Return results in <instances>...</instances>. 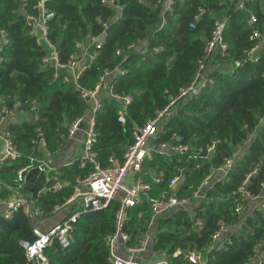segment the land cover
<instances>
[{
	"label": "trees",
	"instance_id": "1",
	"mask_svg": "<svg viewBox=\"0 0 264 264\" xmlns=\"http://www.w3.org/2000/svg\"><path fill=\"white\" fill-rule=\"evenodd\" d=\"M119 1L122 13L112 22L116 10L101 0H51L49 3L55 12L49 20V37L63 62L73 52L76 41L99 34L104 29L103 21H110L106 42L78 78L81 87L93 89L106 70L114 71L107 76L111 78L112 88L102 89L101 106L96 111L95 150L103 164L112 153L123 155L134 139L135 125H142L168 102L166 89L176 93L180 86L192 80L215 19L230 13L224 33L228 55L217 54L210 64L217 63L210 68L214 82L200 95L182 100L153 140L181 142L188 144L189 149L158 152L153 160L145 162V169L165 170V180L155 188L158 191L167 189V180L177 165L185 166L178 192L192 194L211 166L219 165L240 147L234 166L207 189L202 199L192 207L177 208L155 220L158 234L154 249L164 250L173 264H195L187 262L186 251L206 248L222 217L240 226L230 233L222 247L207 252L205 264H246L256 244L264 248V207L254 208L242 221L233 209V191L257 165L260 170L251 177L249 189L255 194L264 193V120L260 121L264 118V47L258 61L245 59L244 50L253 44L248 12L233 10L231 0H173L172 9L166 11L167 0ZM22 5V0H0V30L5 28L10 38V43L0 52V93L10 107L20 100L18 109L28 110L32 115L37 113L39 119L12 120L7 126L19 154L0 164V200L12 194L18 183L16 171L30 162V155L45 158L46 152L54 153L67 140L69 123L84 116L91 107L73 81L63 80L65 68L59 69L55 76L53 67L42 65V56L48 48L29 33ZM200 5L206 7V14L192 27L190 22ZM251 6L258 13L259 27L264 31V2ZM236 59L242 60V64H233ZM119 68L126 71L120 73ZM111 92L132 95L124 124L118 120L122 100ZM33 100L37 101L35 105ZM1 107L0 102V110ZM38 126L47 139L46 151L33 143ZM213 140L217 143L209 157L191 156ZM93 168L92 162L81 165L78 158L58 167L60 179L70 184L55 190L48 183L34 200L40 210L39 219L53 216L55 207L72 194L76 177L87 176ZM25 193L31 197L30 192ZM118 207L119 200L114 199L106 208L82 212L74 223L70 245L61 246L55 241L46 249L51 264H111L107 236L115 229ZM147 207L144 200L129 210L126 228L132 234L131 242L137 241L146 228ZM141 209L144 212L139 216ZM198 218L202 224L197 228ZM38 225L42 227L41 220L22 208L11 217L0 214V264L27 263L22 240L36 238ZM178 249L180 252L175 254Z\"/></svg>",
	"mask_w": 264,
	"mask_h": 264
},
{
	"label": "built area",
	"instance_id": "2",
	"mask_svg": "<svg viewBox=\"0 0 264 264\" xmlns=\"http://www.w3.org/2000/svg\"><path fill=\"white\" fill-rule=\"evenodd\" d=\"M50 1L22 0L25 22L29 33L34 35L40 44L48 48V52L42 56V65L53 67L55 76H58L59 69L65 68L67 73L63 76V80L65 82L73 81L80 88L82 95L90 98L87 99L91 104L90 109L84 116H79L69 123L66 137L67 139L73 138L79 130H84L83 150L78 159L81 165H84L87 161L92 162L94 168L87 176L76 177L75 182L72 183V194L62 205L56 206L54 209L56 211L61 210L63 207L71 206L72 210L47 228L36 226L35 232L37 236L33 240H22V245L26 250V264H51L46 249L53 245L55 241L61 246L70 245L73 239L74 223L80 214L89 209L106 208L114 199L119 200V207L115 214V229L107 236L111 264H173L168 256L150 262L147 260V254L156 251L154 242L158 229L155 227V220L159 216L167 215L177 208L192 207L195 202L197 203L202 199L207 189L215 181L225 177L234 166L235 160L240 154V147L231 155L226 156L219 165L211 166L199 185L192 190V194H180L178 192L181 180H184L185 166L177 165L174 174L167 180V189L156 191V186L165 180V170L155 171L151 168L146 170L145 162L153 160L158 152H184L189 149V145L185 143L154 142L153 140L163 128L165 121L176 112L178 104L182 100L200 95L208 85L214 82V77L210 74V64L217 54H221L223 57L228 55L229 45L224 38V33L230 13L215 19L214 29L207 40L204 54L198 62V67L192 80L180 86L176 93H170L169 89H166L165 91L169 94L168 102L163 107L158 108L155 114L149 117L142 125H135L133 130L134 139L126 147L123 155L112 153L108 157V162L103 164L97 159L95 150V144L98 140L96 111L101 106L100 93L104 88V83L107 81V76L114 71L106 70L93 89L81 87L78 78L95 60L99 48L106 42L108 36L107 27L110 21H103L104 29L99 34L90 35L76 41L73 52L68 60L63 62L60 59L59 50L49 37V20L55 14L50 8ZM231 2L233 10H246L248 12V23L252 26L250 39L253 40V44L244 50L245 59L256 62L261 58V51L264 47V31L259 27L260 18L258 13L251 5L256 2L262 3L264 0H231ZM101 3L109 5L116 10L111 22L121 15L122 4L119 0H101ZM172 3L173 0H167L165 11L172 9ZM205 14L206 7L200 5L194 15V20L190 22V26L195 27L196 20ZM9 43L8 31L2 28L0 30V52ZM117 53L119 54L120 50H117ZM233 64L241 65L242 60L236 59ZM117 70L120 73L126 71L122 68ZM111 88L112 84L110 81V85L106 89ZM111 94L122 100V108L119 111L118 120L124 124L126 123V113L128 105L132 101V95H118L112 92ZM0 102L2 104L0 110V164H2L19 154L17 144L10 130L3 127V122L6 116L15 113L20 107L21 101L16 100L14 106L10 107L6 102V97L0 93ZM36 102V100H33L34 105ZM32 117L35 120L39 119L37 113L32 115L30 119ZM263 120L264 118H261L260 121L262 122ZM82 122L85 123L83 128L81 127ZM174 135L178 138L177 134ZM33 143L40 149H44L47 145L46 136L40 126L37 127V135L33 139ZM216 143L217 140L211 141L206 146L200 147L191 156L202 159L209 157L215 150ZM34 166H38L45 172L47 185L51 182L52 189L60 190L70 184L69 181L60 179L59 171L56 167L50 166L44 158L32 154L30 155V162L20 166L16 171L18 183L14 187L12 197L0 200V214L5 217H11L17 209L22 208L32 217L39 218V207L35 204L32 197L23 192L26 174ZM259 170L260 166H255L254 169L245 175L244 179L233 191V209L235 214L238 215L239 221L244 220L254 208L264 207V193L255 194L249 189L251 177ZM262 187L264 188V180L262 181ZM144 200L148 203L146 210L149 212L145 223L146 228L137 241L131 242L132 234L126 228L130 217L129 210L138 206ZM143 212L141 209L139 216ZM195 224L197 228L200 227L202 219L198 218ZM239 226L240 223H228L221 217L218 220V228L213 234L211 243L206 248H194L186 251L185 258L187 262L205 264L207 252L214 247H222L229 240L230 233L234 232ZM119 247L122 248L123 252L122 250L120 251ZM178 252H180L179 249L175 254ZM246 264H264V248L261 247L260 243L255 245L254 254L246 261Z\"/></svg>",
	"mask_w": 264,
	"mask_h": 264
},
{
	"label": "crops",
	"instance_id": "3",
	"mask_svg": "<svg viewBox=\"0 0 264 264\" xmlns=\"http://www.w3.org/2000/svg\"><path fill=\"white\" fill-rule=\"evenodd\" d=\"M107 81H111V78H107ZM31 116H32V114H30L28 110L17 109L14 114L5 117L4 122H3V127L7 128L9 122L12 120H21L23 118L28 119ZM84 135H85L84 130L83 129L79 130L73 138H68L67 140H65V142L62 143L60 145V147L54 153L46 152L44 159L47 161V163L50 166H53L56 168H58L64 164L71 163L73 160L78 158L79 155L82 153ZM45 151H46V148H45ZM28 194H30V196H31V193H28ZM9 197H12V194ZM69 207H71V206L63 207V208L67 209ZM61 212H63V211H61ZM68 212H69L68 209L65 210V212H63L64 214H61V218L66 216ZM41 225L43 226V222H41ZM119 249H120V251L122 250L121 247H119ZM122 252H123V250H122ZM156 256L158 257L157 259H155ZM166 256H167L166 252L162 249H159V250H156L154 253L153 252L148 253L147 254V260H149V262H150V261H154V260L163 259Z\"/></svg>",
	"mask_w": 264,
	"mask_h": 264
},
{
	"label": "water",
	"instance_id": "4",
	"mask_svg": "<svg viewBox=\"0 0 264 264\" xmlns=\"http://www.w3.org/2000/svg\"><path fill=\"white\" fill-rule=\"evenodd\" d=\"M110 85V81H106L104 83V87L108 88ZM86 99H90L88 96ZM85 123H81V127L83 128ZM47 185L46 182V174L43 170H41L38 166L32 167L26 174V179L23 184V192L28 191L31 193V197L34 200H37L40 193L45 189ZM14 190V188H13Z\"/></svg>",
	"mask_w": 264,
	"mask_h": 264
},
{
	"label": "rangeland",
	"instance_id": "5",
	"mask_svg": "<svg viewBox=\"0 0 264 264\" xmlns=\"http://www.w3.org/2000/svg\"><path fill=\"white\" fill-rule=\"evenodd\" d=\"M216 64L217 63H213L212 64V66L210 67V68H212V67H215L216 66ZM182 181L183 180H181V183H182ZM180 183V184H181ZM199 185V184H198ZM197 184L195 185V188L198 186ZM68 209V211H70L72 208L71 207H69V208H67ZM66 208H63V209H61V210H56L55 211V213L53 214V216H51V217H46V218H43V219H39L38 218V220H41V222H43V228H47V227H49L54 221H58L60 218H61V214H64L63 212H65V210H67ZM61 211H63V212H61ZM158 257L156 256L155 257V259H157Z\"/></svg>",
	"mask_w": 264,
	"mask_h": 264
}]
</instances>
